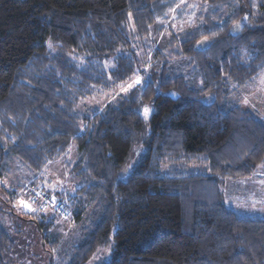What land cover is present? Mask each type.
I'll list each match as a JSON object with an SVG mask.
<instances>
[{
  "label": "trees",
  "instance_id": "16d2710c",
  "mask_svg": "<svg viewBox=\"0 0 264 264\" xmlns=\"http://www.w3.org/2000/svg\"><path fill=\"white\" fill-rule=\"evenodd\" d=\"M179 3L0 0V184L14 163L42 174L78 149L73 193L35 177L22 189L37 211L16 215L17 188L4 187L51 264H264V216L230 207L222 191L260 167L264 177V120L229 102L264 72V0H201L202 24L156 48L153 31ZM147 66L152 81L80 111ZM53 208L72 216L65 241ZM15 248L0 224V264Z\"/></svg>",
  "mask_w": 264,
  "mask_h": 264
},
{
  "label": "rangeland",
  "instance_id": "374dc122",
  "mask_svg": "<svg viewBox=\"0 0 264 264\" xmlns=\"http://www.w3.org/2000/svg\"><path fill=\"white\" fill-rule=\"evenodd\" d=\"M208 12L210 10L208 8L205 9L201 0H180L179 5L169 15L167 22H160V24H164L163 31L158 34H155V31H153L151 40L156 45V48L163 49L172 40L173 34L180 35L202 24L201 20ZM73 60L79 63L82 61V58L77 57L73 58ZM108 65L110 69H113L115 60L110 59ZM145 69L144 76L141 74L140 76L131 78L127 83L118 86L109 85V88H106L107 90L99 91L95 97L89 98L82 103L80 111L85 112L87 108L105 107L117 96L127 93L131 88L136 87V85H144L146 82L152 81L155 78L153 74L154 69L149 71L150 68L148 66ZM137 78H139V84L135 83ZM200 83L199 80L198 84ZM130 84L133 85L131 88L128 87ZM122 89H127V91H123ZM229 102L232 105H240L247 108L264 120V72L250 85L240 89L236 88L229 97ZM148 110L147 114H145L144 109L141 111L146 122L145 131L147 132L150 131L149 121L153 109ZM78 157L77 146L72 144L68 156L60 160L52 161L42 174L32 172L22 164V168L19 169L20 165L18 162L14 163V170L9 176L10 178H6L0 184V224L8 230V233L12 236L16 244L15 250L6 255V264H51L52 255L44 248L43 235L38 225L31 221L26 222L18 218L8 209L6 201H10L11 197L4 190V187L6 189H10L11 187L17 188L18 194L14 204V212L16 215L36 212L37 204L33 202L31 197L22 188L30 185L31 179L41 177L42 183L48 188L73 193L77 188V183L75 177L71 175L67 168V163L77 161ZM201 169L200 165L194 167L195 171H201ZM169 171V167L165 166L162 173L168 174ZM261 173L262 169L260 167L258 174L252 176L251 179L237 181L226 180L223 183L222 191L230 207L245 214L264 216V177H260ZM22 201L24 203H21ZM25 204L28 207H25ZM47 213L56 217L55 223L58 228L57 231L64 237V241L67 240V232L72 229V226L68 224L72 216L61 217V215L55 212V208L47 210ZM65 246L63 248L62 244L61 250L56 251V260L59 259V252H61L60 255L62 253L64 255L66 254L67 249ZM107 254L104 253V255ZM103 259L107 261L108 257ZM104 260L89 264H105Z\"/></svg>",
  "mask_w": 264,
  "mask_h": 264
},
{
  "label": "snow or ice",
  "instance_id": "6c2138e0",
  "mask_svg": "<svg viewBox=\"0 0 264 264\" xmlns=\"http://www.w3.org/2000/svg\"><path fill=\"white\" fill-rule=\"evenodd\" d=\"M139 82H140V81H139V78H137V80L135 81V83H136V84H139ZM132 86H133V85H131V84L128 85L129 88H131ZM122 90H123V91H127V89H122ZM148 111H149L148 108H145V109H144L145 114H147ZM21 203H24V202L22 201ZM24 206H25V207H28L27 204H25Z\"/></svg>",
  "mask_w": 264,
  "mask_h": 264
}]
</instances>
